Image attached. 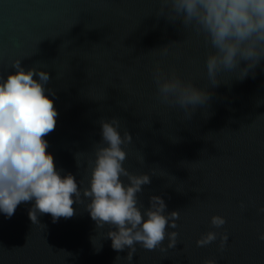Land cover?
I'll return each instance as SVG.
<instances>
[{
    "label": "water",
    "instance_id": "95a60500",
    "mask_svg": "<svg viewBox=\"0 0 264 264\" xmlns=\"http://www.w3.org/2000/svg\"><path fill=\"white\" fill-rule=\"evenodd\" d=\"M157 7L158 0H0V76L17 59L26 70L49 73L58 115L46 151L84 186L99 121L119 119L132 136L124 167L151 176L139 201L147 207L159 195L166 211H178L176 228L168 229L177 243L165 251L137 245L130 260L129 249L114 250L102 236L106 227L96 229L83 205L73 204L70 218L53 222L43 213L33 223L31 202H22L10 218L0 213V264H264V62L254 76L209 84L206 108L186 118L179 106L159 102L151 70L172 66L207 86L206 49L180 21L157 16ZM213 215L225 224L213 226ZM208 231L217 239L197 245ZM221 233L228 237L223 248Z\"/></svg>",
    "mask_w": 264,
    "mask_h": 264
},
{
    "label": "clouds",
    "instance_id": "9594fccd",
    "mask_svg": "<svg viewBox=\"0 0 264 264\" xmlns=\"http://www.w3.org/2000/svg\"><path fill=\"white\" fill-rule=\"evenodd\" d=\"M156 14L172 23L180 21L206 49L207 86L182 78L172 66L157 63L151 70L159 102L179 106L188 119L198 107L206 108L209 84L218 86L254 76L264 62V0H158ZM167 51L164 48L162 55ZM11 67L13 72L0 76V213L10 218L19 204L31 202L28 215L33 223L43 213H50L56 222L74 215L73 204L83 205L96 229L106 227L102 236L110 239L114 250L129 249L130 260L137 245L146 250L173 248L178 234L168 229L176 228L179 213L166 211L159 195H151L147 207L140 203L138 194L151 182V176L124 167L128 155L124 149L132 136L121 128L120 120L99 121L101 140L92 149L84 186L83 179L78 181L72 173L56 167L52 153L46 151L49 145L44 137L54 130L58 115L49 98L55 96L47 87L49 73L38 67L26 70L19 59ZM80 154H75L78 166ZM137 160L143 163V155L138 154ZM151 171L152 176L157 175L156 169ZM258 211L264 212V206ZM225 222L220 215L210 218L217 228ZM97 235L91 239L99 250ZM217 235L208 231L196 243L207 245ZM219 238L223 248L228 237L221 233ZM166 239L167 246L163 243ZM259 239L264 240V232ZM204 264L217 261L208 259Z\"/></svg>",
    "mask_w": 264,
    "mask_h": 264
}]
</instances>
